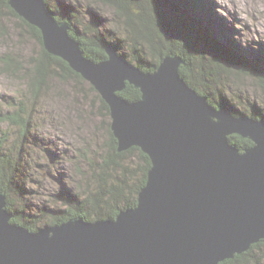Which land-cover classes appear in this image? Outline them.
Returning <instances> with one entry per match:
<instances>
[{"label": "water", "instance_id": "obj_1", "mask_svg": "<svg viewBox=\"0 0 264 264\" xmlns=\"http://www.w3.org/2000/svg\"><path fill=\"white\" fill-rule=\"evenodd\" d=\"M8 3L108 105L118 151L137 146L151 165L136 205L114 219L29 231L10 222L0 192V264H219L264 239V119L210 106L180 77L179 57L167 53L152 72L111 48L93 62L43 0ZM127 84L138 100L119 94ZM233 134L252 146L240 151Z\"/></svg>", "mask_w": 264, "mask_h": 264}, {"label": "trees", "instance_id": "obj_2", "mask_svg": "<svg viewBox=\"0 0 264 264\" xmlns=\"http://www.w3.org/2000/svg\"><path fill=\"white\" fill-rule=\"evenodd\" d=\"M93 1L110 9L113 28L103 30L100 23L106 19L90 7H87L89 22L81 21L77 12L80 7L74 5L78 0H61L57 5L43 0L47 13L55 22L67 24L68 34L79 43L89 60H105L106 49L111 48L129 64L141 71L152 72L170 53L184 61L179 67V75L190 88L205 96L210 106L223 108L235 116L242 113L229 105L225 95L226 82L234 84L231 77L241 82L242 78H249L264 91L263 66L247 61L242 49H237L235 45L219 41L216 31L219 28L221 32L224 31L215 14L213 0ZM5 15L19 17L40 49L32 57L30 72L26 75L29 76L27 86L32 99L27 102L21 100L12 111L0 110V123L6 126L0 128V192L5 193L4 209L11 215L10 222L35 231L38 225H57L70 218H81L87 222L114 219L121 210L134 207L138 192L146 182L150 158L137 146L118 151L117 140L110 129L109 107L96 92L103 117L108 119L105 122L108 142L100 149L97 160L90 162L89 166L94 172L90 170L85 193L73 191L64 185L61 191L54 193L60 206L49 210L41 206L38 210L28 211L23 199L22 174L27 155L24 147L29 142V133L36 126L35 103L40 98L41 87L52 78L79 83L84 79L65 60L45 48L39 28L20 17L8 0H0V18ZM260 57H264V53ZM2 60L5 69L17 65L9 56L2 57ZM89 87L95 91L92 85ZM119 94L130 102L140 97L139 90L129 84ZM246 104L250 109L248 116L255 120L264 119L263 107L258 108L255 102ZM9 126L16 131V142L12 140ZM228 141L240 151L253 144L248 138L237 134L230 135ZM41 151L44 157L46 153L43 147ZM219 264H264V239L251 245L246 252L235 254Z\"/></svg>", "mask_w": 264, "mask_h": 264}, {"label": "rangeland", "instance_id": "obj_3", "mask_svg": "<svg viewBox=\"0 0 264 264\" xmlns=\"http://www.w3.org/2000/svg\"><path fill=\"white\" fill-rule=\"evenodd\" d=\"M48 1L51 5H57L61 0ZM213 1L215 14L224 31L221 32L220 28L216 31L219 41L242 49L247 61L264 68V57H260L264 53V0ZM74 5L81 8L77 9L81 21L89 22L87 7H90L106 19L100 23L103 30L113 28L110 18L112 14L106 6L97 5L93 0H78ZM17 18L7 15L0 18L1 111H12L21 100L27 102L32 99L27 86L29 76L26 75L30 72L32 57L40 49L37 41L30 35L31 32ZM5 56L11 57L17 65L9 70L3 68L2 57ZM230 79H233L234 84L226 82L225 95L234 110L248 115L250 109L247 102H255L258 108L261 106L264 109V91L249 78H242V82L233 77ZM89 85L91 83L86 79L79 83L52 78L47 85L41 87L38 95L40 98L35 103L36 126L28 135V146L25 144L24 147L27 155L22 174L25 191L23 199L28 211L42 207L49 210L60 206L54 193L61 191L64 185L73 191L85 193V182L88 183L92 169L90 162L97 160L100 149L108 142L105 126L108 119L103 117L96 89L92 91ZM4 127L6 126L0 123V128ZM11 129L12 140L16 142V131ZM41 147L46 153L44 157ZM40 226L38 225L39 228Z\"/></svg>", "mask_w": 264, "mask_h": 264}]
</instances>
